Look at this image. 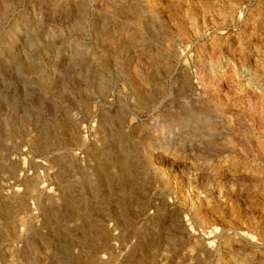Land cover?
I'll return each instance as SVG.
<instances>
[{"label": "rangeland", "instance_id": "374dc122", "mask_svg": "<svg viewBox=\"0 0 264 264\" xmlns=\"http://www.w3.org/2000/svg\"><path fill=\"white\" fill-rule=\"evenodd\" d=\"M263 9L264 0H0V264H264L263 245L241 255L225 236L202 237L213 252L194 259L202 233L191 201L179 213L202 160L190 145L226 116L223 101L205 112L191 101L205 99L210 51L262 78ZM162 151L169 160L154 161ZM225 158L201 172L234 171ZM244 197L263 226L261 204Z\"/></svg>", "mask_w": 264, "mask_h": 264}, {"label": "bare ground", "instance_id": "6f19581e", "mask_svg": "<svg viewBox=\"0 0 264 264\" xmlns=\"http://www.w3.org/2000/svg\"><path fill=\"white\" fill-rule=\"evenodd\" d=\"M261 12L264 13V9ZM228 19L233 24V12ZM210 52V66H208V70L205 67L207 72L202 76V80L208 81V87L202 89L205 99L195 97L191 101H193V106L203 109V111L204 109L210 110L209 104L213 103L214 100L219 103L223 101L222 107H224L226 116L219 114L218 117L213 115L217 116L213 123L215 122L214 125L217 124L219 129L216 128L218 127L216 125V130L214 129L215 131L211 132L206 125L203 126L202 134L199 132L197 135L200 140L198 142L192 141L190 145L192 150L196 151L197 159H202L200 162H204V165L201 164L203 167L199 164L200 162L191 164L195 173L190 181L189 193L187 195L186 193L180 194V215L185 213L184 207L188 201H191L189 211L192 215L193 223L200 228L202 233L196 232L194 234L195 247H193L191 254L194 259L202 257V250L205 255H210L213 252V249L209 248L211 246H208V242L204 245L201 244L202 237L210 239L209 236H212V238L216 237L223 240L225 236V242L229 244V249L232 248L233 250L231 251L238 252L241 255H248V251L254 250V248L261 245L264 246V225H257L252 215V209L244 197L254 196L256 198L261 204L259 207L255 205L258 209V216L260 215L261 218H264V166L262 167V164H264V75L256 80L250 63V65H242L243 70L240 76L237 73V65L242 63L240 57L230 53L227 59L222 61L223 57H221L222 52L220 50L211 49ZM218 66H225L229 79L216 78L215 73L219 70ZM246 66L247 68H245ZM254 85L256 86L255 88ZM238 86L242 89L241 93L237 91ZM188 88L194 89L193 84H189ZM244 92L248 96L251 94L256 101L254 100L251 103L249 97H245ZM255 93L258 95H255ZM216 106L214 107V114L215 112L217 114L218 108L221 107V105H218V108ZM211 110L213 111V109ZM220 111L222 110L220 109ZM211 114L213 113L209 115ZM256 127H259L257 132L255 131ZM182 143L183 141H179L178 148L184 152L185 145ZM222 156L227 157L228 162L236 169L234 168L233 172H229L231 170L229 169L231 167H229V170L227 169L217 176H211L210 171L207 172L206 170L213 166V162L218 158L221 159ZM157 157H160V162L169 160L168 155L164 151L158 152V155L156 154L153 160L156 161ZM196 157L194 158L195 161ZM240 161L244 165H240ZM180 165L178 164L177 166L181 167L184 164ZM205 168L208 174L201 172ZM256 169L259 171L258 175L255 172ZM250 191L254 192V194L252 195ZM237 192L239 194H236ZM235 205L239 208H236L239 210L236 215L234 214ZM223 217H227V221L234 227L219 228L217 225ZM223 224L225 226V223ZM226 225L228 224L226 223Z\"/></svg>", "mask_w": 264, "mask_h": 264}]
</instances>
